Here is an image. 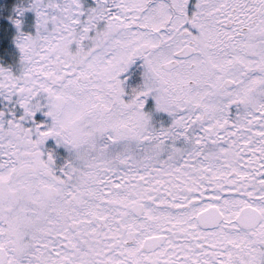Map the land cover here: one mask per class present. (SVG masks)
Instances as JSON below:
<instances>
[{
  "label": "snow or ice",
  "instance_id": "1",
  "mask_svg": "<svg viewBox=\"0 0 264 264\" xmlns=\"http://www.w3.org/2000/svg\"><path fill=\"white\" fill-rule=\"evenodd\" d=\"M13 11L0 264H264V0Z\"/></svg>",
  "mask_w": 264,
  "mask_h": 264
},
{
  "label": "rangeland",
  "instance_id": "2",
  "mask_svg": "<svg viewBox=\"0 0 264 264\" xmlns=\"http://www.w3.org/2000/svg\"><path fill=\"white\" fill-rule=\"evenodd\" d=\"M5 3H6L5 0H0V15L3 16V18L5 17L6 22H4L5 23L4 25L8 26L9 25L8 17H13V18L15 17V13L13 9L21 5L26 7L27 0H19V1L16 0L10 5V7H7V9ZM31 20H32V14L25 13L24 22L26 27L31 22ZM8 31L9 33L13 31L10 26L8 27ZM1 57L4 59H1ZM13 57H14V52L10 46H6L3 50H0V64L2 65L11 64L13 62Z\"/></svg>",
  "mask_w": 264,
  "mask_h": 264
},
{
  "label": "trees",
  "instance_id": "3",
  "mask_svg": "<svg viewBox=\"0 0 264 264\" xmlns=\"http://www.w3.org/2000/svg\"><path fill=\"white\" fill-rule=\"evenodd\" d=\"M16 0H5V4H6V9H7V7H10V5L13 3V2H15ZM19 1V0H18ZM4 22H6V20H5V17L3 18V16H1L0 15V24H2V25H4L5 23ZM1 59H4V58H2L1 57ZM5 61V60H4Z\"/></svg>",
  "mask_w": 264,
  "mask_h": 264
}]
</instances>
